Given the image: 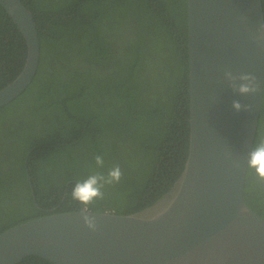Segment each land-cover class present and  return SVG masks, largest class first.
<instances>
[{
    "label": "trees",
    "instance_id": "16d2710c",
    "mask_svg": "<svg viewBox=\"0 0 264 264\" xmlns=\"http://www.w3.org/2000/svg\"><path fill=\"white\" fill-rule=\"evenodd\" d=\"M19 1L32 15L39 57L29 85L0 108V233L78 211L73 185L116 165L120 182L88 210L129 215L150 206L188 153L186 0ZM25 57L22 35L0 7V89ZM261 142L264 93L252 149ZM243 200L264 219V180L249 166ZM17 264L51 263L28 256Z\"/></svg>",
    "mask_w": 264,
    "mask_h": 264
},
{
    "label": "water",
    "instance_id": "95a60500",
    "mask_svg": "<svg viewBox=\"0 0 264 264\" xmlns=\"http://www.w3.org/2000/svg\"><path fill=\"white\" fill-rule=\"evenodd\" d=\"M0 7L22 35L20 73L0 89V108L19 96L38 64L32 15L19 0ZM189 144L184 168L150 206L129 215L81 211L35 218L0 233V264L36 256L51 264H264V219L243 200L262 93L241 95L225 78L264 81L260 0H186ZM239 83V82H238ZM250 110L233 108V101Z\"/></svg>",
    "mask_w": 264,
    "mask_h": 264
},
{
    "label": "clouds",
    "instance_id": "9594fccd",
    "mask_svg": "<svg viewBox=\"0 0 264 264\" xmlns=\"http://www.w3.org/2000/svg\"><path fill=\"white\" fill-rule=\"evenodd\" d=\"M261 3H264V0H261ZM260 27L261 30L264 31V24H261ZM225 78L229 81L232 89L241 95L254 94L258 89L261 93H264V82L258 83L254 75L240 74L236 76L233 75L231 71H227L225 72ZM250 107L249 105H242L239 100L233 101V108L236 111H240L242 108L250 110ZM95 164L101 168L104 166L103 155L95 156ZM248 166L249 168H254L259 178L264 180V142L255 146L249 152ZM122 175L123 173L120 166L116 165L107 172V175L101 172H95L83 181H78L73 185L71 198L84 206L81 210L84 213L83 220L86 227L90 230L95 231L98 225L95 217L88 215V206L93 204L96 200L104 199L105 186L119 183Z\"/></svg>",
    "mask_w": 264,
    "mask_h": 264
}]
</instances>
